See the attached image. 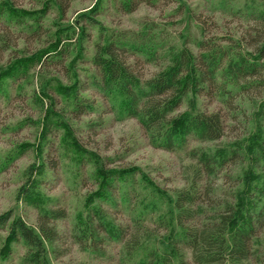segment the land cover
<instances>
[{
    "label": "trees",
    "instance_id": "trees-1",
    "mask_svg": "<svg viewBox=\"0 0 264 264\" xmlns=\"http://www.w3.org/2000/svg\"><path fill=\"white\" fill-rule=\"evenodd\" d=\"M158 1L120 0L118 6L128 13L141 3L154 5ZM101 2L97 0L76 18L83 39L87 37V25L99 27L96 16ZM58 3L62 12L70 5L69 0ZM47 8L48 2L36 12L17 8L12 0H0V52L16 51L18 37L25 42L28 38L40 40L44 33L41 17ZM256 17L262 29L248 34L247 39L243 37L248 46L242 44L243 38L207 37L201 26L202 32L195 39L196 53L172 44L170 33L155 22H145L137 31L111 32L105 40L99 27L88 60L93 70L84 76L86 81L75 72L72 82L56 86V92L68 101L65 107L70 117L53 110L54 100L45 90L41 95L49 99L46 108L42 97H37L45 115L41 151L50 144L48 135L63 128L80 159L93 161L97 189L88 196L86 213L79 217L74 231V239L82 248L103 253L107 243L118 241L124 243L127 253H132L145 234L156 235L162 229L165 249H150L141 264H264V13ZM15 25L21 27L17 33L23 34L12 37L8 30ZM46 34L50 38L46 46L28 55L21 52L4 70L0 68V96H8L13 83L20 91L19 80L28 82L34 67L66 60L71 37ZM158 59L162 63L156 71L148 76L140 73L142 61L157 63ZM74 65L68 63L66 68L74 69ZM85 84L99 91L117 117L137 119L154 147L185 152L193 162L188 186L175 192L172 216L155 214L158 201L154 197L145 200L142 187L150 184L148 179L138 178L131 169L108 168L102 159L99 164L96 154L85 150L77 140L70 118L79 119L96 109L94 101L84 95L88 89ZM199 98L207 104L197 106ZM244 100L253 104L251 111L243 105ZM212 103L215 108L207 109ZM184 104L186 109L179 111ZM99 123L87 125L92 128ZM238 124L248 133L249 142L243 136L226 139L227 130ZM248 124L252 125L250 131ZM28 145L20 147L26 149ZM47 170L53 167L45 160L28 166L27 180L18 192L19 197L36 207V226L21 216L13 217L11 212L0 214V230L7 233L0 247L1 256L8 257L11 245L21 242L25 247L23 264H48L47 245L54 251L60 238L55 222L66 212L50 207L49 199H40L35 193ZM241 183L245 197L241 191L236 195ZM142 202L148 211L137 214ZM107 207L119 209L131 218L146 217L156 228L130 233L129 225L116 223ZM149 212L152 214L148 216Z\"/></svg>",
    "mask_w": 264,
    "mask_h": 264
},
{
    "label": "rangeland",
    "instance_id": "rangeland-1",
    "mask_svg": "<svg viewBox=\"0 0 264 264\" xmlns=\"http://www.w3.org/2000/svg\"><path fill=\"white\" fill-rule=\"evenodd\" d=\"M12 1L17 8L36 12L44 2H48V8L41 17V30L44 31L41 39L35 41L31 37L32 39L28 38L25 42L22 38H16V51L0 52L1 70L6 68V64L14 56L22 54L21 52L28 55L46 46L50 39L46 36L47 32L54 34V37L63 38L67 35L71 38L68 40L70 46L67 58L63 63L53 61L41 67H34L28 82L21 83L19 80L22 86L20 91L13 83L9 86L8 96H0V214L11 212L13 217L21 216L31 226L37 225L36 207L25 202L18 192L27 180L26 168L45 160L53 170H47L44 181L36 188L35 193L40 199H49L50 207L63 208L66 212L64 218L55 222L60 238L55 242L54 251L53 247L47 245L48 264H141L150 249H165L164 230L159 229L156 235L145 234L132 253H127L123 242L111 241L104 246L103 253H97L90 247L82 248L74 239L78 219L86 213V200L97 189L95 169L92 159H80L75 146L65 137L63 128H59L55 135H48L50 144L45 145L41 151V131L45 116L43 108H46L49 102L46 95H41L42 91L45 90L54 100L53 110L57 114L70 117L65 107L68 101L56 92V86L59 82L62 85L72 82L75 72L81 80L86 81L84 76L93 70L88 60L93 54V42L98 37L99 27L102 28V38L105 40L111 32L137 31L142 29L145 22H155L170 33L172 44L177 47L186 46L196 53L195 41L202 32L201 26L205 27V36L217 39H247L248 34L262 29V26L256 24V16L264 13V0H160L154 5L141 3L134 11L128 13L119 9L120 0H102L99 14L96 16L100 22L99 27L87 25L85 39L78 31L76 18L97 0H69V8L63 12L58 2L64 0ZM255 27L259 29H254ZM10 28L8 31L11 36L23 34L17 33L21 28L17 25ZM244 38L242 44L248 46ZM81 52L84 53L83 57L80 56ZM160 61L161 59H158L157 63L142 61L140 73L148 76L158 69L159 63H162ZM68 63L69 66L75 64L74 69L68 70ZM87 87L84 95L94 101L96 109L79 119L70 118V125L77 140L85 150L96 154L99 164L102 159V164L105 162L108 168L131 169L137 173L138 178L148 179L150 184L146 187L144 184L142 187L146 193L145 200L154 197V200L158 201L155 214L172 216L175 213V192L188 186L193 162L185 152H169L154 147L150 143L148 133L137 119L117 117L99 91L93 86ZM39 96L43 99L44 107L37 101ZM204 102L206 103L199 98L195 104L203 107ZM243 105L248 112L253 109V104L249 101L244 100ZM215 106V103L209 104L207 109L211 110ZM184 109L186 104L180 107L179 111ZM93 121L100 123L89 128L87 124ZM247 128L252 130V125L248 124ZM236 136L248 138V133H244L242 125L238 124L227 130L226 139L230 140ZM22 144L29 145L26 149H21ZM193 144L199 145L198 142H192L191 145ZM244 189V183H241L236 195L241 191L245 197ZM140 204L137 206V214L148 211V207L144 208V202ZM107 209L116 223L129 225L130 233L156 228L146 217L135 219L119 209ZM150 214L152 212L147 213L148 216ZM6 235V230H0V247L5 244ZM11 248L8 257L0 255V264H23L25 247L18 242L13 243ZM173 264L178 263L174 261Z\"/></svg>",
    "mask_w": 264,
    "mask_h": 264
}]
</instances>
